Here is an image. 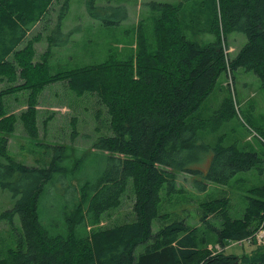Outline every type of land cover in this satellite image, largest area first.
Here are the masks:
<instances>
[{
	"label": "trees",
	"instance_id": "1",
	"mask_svg": "<svg viewBox=\"0 0 264 264\" xmlns=\"http://www.w3.org/2000/svg\"><path fill=\"white\" fill-rule=\"evenodd\" d=\"M180 2L147 3L155 14L156 45L154 51L146 44L140 46L134 62L121 66L117 61L102 62L52 75L44 60L37 63L36 78L43 82L78 79L93 91L106 108L112 133L98 136L90 145L106 153L105 167L93 180L68 176L59 152L44 167L0 159V187L14 199L4 213L19 217L24 235L22 246L0 259V264H264V250L241 259L201 247L194 229L182 219L152 230L159 216L160 191L177 190V173L190 175L192 185L205 191L209 184L226 185L262 162L255 151L237 142L224 145L219 138L207 145L199 141L193 116L222 73L232 77L238 68L251 71L264 90V0H200L206 12L202 17L193 15L187 25L213 36L204 45L183 31L186 23L180 17ZM86 6L90 17L105 25L117 24L127 16L120 6L97 7L94 0H87ZM43 8L38 0H0V67L15 53ZM98 8L108 12L101 14ZM61 18L55 25L56 34ZM231 32L242 33L246 40L229 59L222 37ZM52 36L50 45H60ZM22 70L31 69L26 65ZM24 71L21 76L27 81L34 78ZM9 92L0 90V116ZM214 112L212 116L222 118L232 115L231 98L224 97ZM259 136L264 144V136ZM57 148L65 150L63 145ZM71 180L79 185V197ZM129 183L135 196V219L87 232L90 223L119 205ZM51 191L62 204L63 227L54 217L46 221L41 217L40 203ZM247 192L240 218H231L221 201L206 203L207 210L222 219L220 228L212 226L221 250L231 240L250 236L255 222L264 216V183Z\"/></svg>",
	"mask_w": 264,
	"mask_h": 264
},
{
	"label": "rangeland",
	"instance_id": "2",
	"mask_svg": "<svg viewBox=\"0 0 264 264\" xmlns=\"http://www.w3.org/2000/svg\"><path fill=\"white\" fill-rule=\"evenodd\" d=\"M149 1L94 0L97 7L120 6L126 10L124 20L105 25L90 17L87 0H38L44 6L40 18L27 32L15 53L7 57L0 67V90L10 91L5 95L0 116L1 160L44 167L59 152L60 155L63 153V165L67 168L68 176L96 179L105 167L106 153L91 149L90 145L98 136L112 133L106 108L97 95L85 89L78 79L68 81L61 78L46 83L36 78L39 74L35 67L44 60L48 73L52 75L102 62L117 61L121 66L122 62H134L139 47L144 44L154 51L155 14L147 6ZM155 1L174 4L181 1L183 8L180 17L186 23L183 31L187 36L199 45L213 39L209 33H198L195 25H187L193 21V15L202 17L206 12L205 7L199 6L200 0ZM105 9L98 8L101 14L108 12ZM60 15V33L56 34L55 25ZM51 35L60 45H50ZM225 40L226 53L230 59L246 38L242 33L231 32L225 39L222 37V41ZM26 65L31 70H22ZM23 71L34 78H28L27 81L26 77L21 76ZM232 77L229 73H222L211 94L195 112L193 122L197 125L198 140L207 145L215 144L219 138L224 145L237 142L258 154L262 162L257 165L262 172L259 173L258 167L253 168L237 174L226 185L211 183L205 191H199L192 185L190 175L177 173V190L170 194L165 188L160 191L159 216L154 219L152 230L155 232L172 220L182 219L189 228L194 229L201 247L212 253L222 251L242 256V259L255 257L264 250V241L259 242L255 236L257 231H264L261 229L264 227V216L259 223L255 222L250 236L231 240L221 250L212 226L220 228L222 219L217 212H209L206 208L207 202L221 201L226 204L231 218H240L247 205V190L264 183V144L259 136H264V90L251 71L238 68L233 71ZM35 82L37 85H33ZM224 97L231 98L234 113L223 118L212 116L216 115L214 111ZM60 145L65 147L64 151L57 148ZM70 183L75 189V196L79 197L77 181L71 180ZM52 192L45 194L40 203L41 217L45 221L54 217L63 227L65 220L61 215L62 204ZM134 199L132 184L129 183L119 205L102 213L87 226L86 231H97L133 221ZM43 202L45 212L42 210ZM13 204L10 191L0 187V259L21 247L24 241L19 217H9L4 213Z\"/></svg>",
	"mask_w": 264,
	"mask_h": 264
},
{
	"label": "built area",
	"instance_id": "3",
	"mask_svg": "<svg viewBox=\"0 0 264 264\" xmlns=\"http://www.w3.org/2000/svg\"><path fill=\"white\" fill-rule=\"evenodd\" d=\"M261 229H264V227H262ZM256 236V239L259 241V242H263L264 241V231H260L255 234Z\"/></svg>",
	"mask_w": 264,
	"mask_h": 264
}]
</instances>
